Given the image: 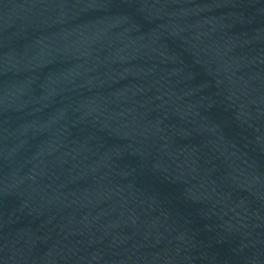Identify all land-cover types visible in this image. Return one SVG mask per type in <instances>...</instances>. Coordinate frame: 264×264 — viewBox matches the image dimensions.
<instances>
[{
  "label": "water",
  "instance_id": "obj_1",
  "mask_svg": "<svg viewBox=\"0 0 264 264\" xmlns=\"http://www.w3.org/2000/svg\"><path fill=\"white\" fill-rule=\"evenodd\" d=\"M0 264H264V0H0Z\"/></svg>",
  "mask_w": 264,
  "mask_h": 264
}]
</instances>
